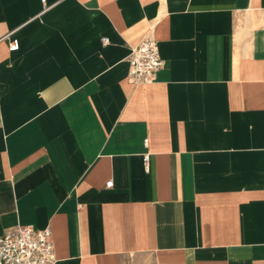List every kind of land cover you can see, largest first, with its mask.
Here are the masks:
<instances>
[{
	"label": "crops",
	"instance_id": "1",
	"mask_svg": "<svg viewBox=\"0 0 264 264\" xmlns=\"http://www.w3.org/2000/svg\"><path fill=\"white\" fill-rule=\"evenodd\" d=\"M146 34L166 64L133 84ZM0 38V235L50 226L56 264H264V0H0Z\"/></svg>",
	"mask_w": 264,
	"mask_h": 264
},
{
	"label": "built area",
	"instance_id": "2",
	"mask_svg": "<svg viewBox=\"0 0 264 264\" xmlns=\"http://www.w3.org/2000/svg\"><path fill=\"white\" fill-rule=\"evenodd\" d=\"M103 42L108 43V38H103ZM18 48L19 41L14 39L9 44V49L13 51ZM127 60L128 78L133 84L155 81L158 72L166 64L157 40L148 34L138 44L131 46ZM147 141L146 139L145 142ZM148 160L149 155L146 154L144 161L147 167ZM112 183L108 181L107 186ZM57 261L53 230L50 226L36 228L31 224H19L0 235V264H56Z\"/></svg>",
	"mask_w": 264,
	"mask_h": 264
}]
</instances>
